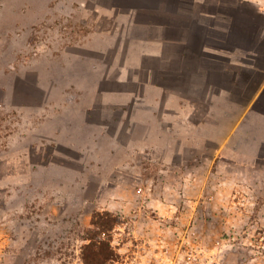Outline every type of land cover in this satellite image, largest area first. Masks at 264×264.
I'll return each mask as SVG.
<instances>
[{
    "label": "rangeland",
    "instance_id": "rangeland-1",
    "mask_svg": "<svg viewBox=\"0 0 264 264\" xmlns=\"http://www.w3.org/2000/svg\"><path fill=\"white\" fill-rule=\"evenodd\" d=\"M89 14L0 0V264H85L89 236L107 264H264V167L218 166L211 142L107 103L133 86L87 37L115 25Z\"/></svg>",
    "mask_w": 264,
    "mask_h": 264
},
{
    "label": "crops",
    "instance_id": "crops-1",
    "mask_svg": "<svg viewBox=\"0 0 264 264\" xmlns=\"http://www.w3.org/2000/svg\"><path fill=\"white\" fill-rule=\"evenodd\" d=\"M75 1L115 25L87 36L106 41L100 53H112L116 79L133 86L107 103L130 104L128 120L145 105L163 134H195L197 149L211 142L218 166L264 167V0Z\"/></svg>",
    "mask_w": 264,
    "mask_h": 264
},
{
    "label": "trees",
    "instance_id": "trees-1",
    "mask_svg": "<svg viewBox=\"0 0 264 264\" xmlns=\"http://www.w3.org/2000/svg\"><path fill=\"white\" fill-rule=\"evenodd\" d=\"M96 226H102L103 224L101 222H94ZM105 225H107L105 223ZM103 231L105 229H108L107 226H104ZM90 240L89 243L86 245V249L90 250L91 253L87 255L85 259V264H107L109 261H114L116 260L115 254L111 248V243L110 241L98 239L97 237L94 236H89L88 237Z\"/></svg>",
    "mask_w": 264,
    "mask_h": 264
}]
</instances>
